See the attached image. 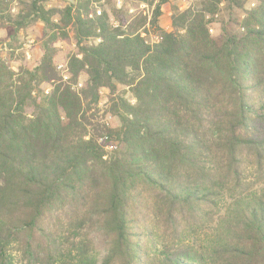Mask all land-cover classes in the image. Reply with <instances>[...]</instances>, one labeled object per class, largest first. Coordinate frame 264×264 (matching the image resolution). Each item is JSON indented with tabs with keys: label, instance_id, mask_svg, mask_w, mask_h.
Listing matches in <instances>:
<instances>
[{
	"label": "trees",
	"instance_id": "trees-1",
	"mask_svg": "<svg viewBox=\"0 0 264 264\" xmlns=\"http://www.w3.org/2000/svg\"><path fill=\"white\" fill-rule=\"evenodd\" d=\"M12 1L0 22L39 21L45 39L33 67L0 51V264H264V0L217 35L210 17L244 0H200L170 30L167 0L117 26L87 0H18L16 13ZM57 40L76 48L65 81ZM103 138L118 142L105 158Z\"/></svg>",
	"mask_w": 264,
	"mask_h": 264
},
{
	"label": "rangeland",
	"instance_id": "rangeland-1",
	"mask_svg": "<svg viewBox=\"0 0 264 264\" xmlns=\"http://www.w3.org/2000/svg\"><path fill=\"white\" fill-rule=\"evenodd\" d=\"M77 0H46L43 4L46 8L53 9H63L69 4H74ZM94 9H100V11H106L110 16L111 22L114 26L120 25V23H125L132 17L138 15L139 13L145 12L147 16L152 14L154 6L160 0H87ZM200 0H167L161 4V14L159 16V25L164 30H170V19L174 13L184 10L189 5L197 3ZM256 0H244L243 8L234 7L233 10H227L225 5L220 6L218 14L210 17L209 29L212 35H217L221 32L222 24L221 20L224 21H234V19H241L245 16L246 11L253 8ZM11 13H16L18 10V0L11 2ZM0 51L4 62L14 71H17L18 67L29 66L33 67L37 65L39 58L42 55V43L45 39L44 36V26L41 22L35 21L30 22L23 26L20 30L15 32L13 28L7 24L0 22ZM149 30V33H143L145 39L148 42H154L157 37L154 36L152 31L146 26L144 30ZM56 48L55 66L56 71L59 75L63 77V74L57 69V65L62 63L66 69L64 73L67 75L68 79V62L70 57L76 53V48L73 42H64L57 40L53 45ZM85 80V75L79 77V82L77 85H73L75 89L82 87ZM81 83V86L78 84ZM42 89L48 92L51 87L47 84L42 85ZM122 92L125 94V98L134 102V99L127 88H122ZM109 90L102 88L100 91V98L97 105V118L101 124L105 126H113L117 123L115 117L110 114L109 111ZM104 141V150L107 157L118 147V142L115 140H106L103 138L101 142ZM113 145V148H110ZM195 227L200 226L197 222L193 221ZM200 234L203 232L200 230ZM82 233L87 236L91 241V247L97 253H102L104 250V239L101 237L92 223H87L86 227L82 230ZM16 264H28L23 261L20 257H16Z\"/></svg>",
	"mask_w": 264,
	"mask_h": 264
},
{
	"label": "built area",
	"instance_id": "built-area-1",
	"mask_svg": "<svg viewBox=\"0 0 264 264\" xmlns=\"http://www.w3.org/2000/svg\"><path fill=\"white\" fill-rule=\"evenodd\" d=\"M100 12V9H97L96 13L100 14ZM57 69L63 74V78L66 79L67 75L64 74L66 72L64 65L62 63L58 64ZM78 85L81 86V83H79ZM110 148H113V145H110Z\"/></svg>",
	"mask_w": 264,
	"mask_h": 264
}]
</instances>
